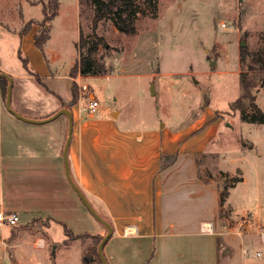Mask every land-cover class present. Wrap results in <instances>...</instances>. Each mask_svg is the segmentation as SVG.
<instances>
[{"label": "rangeland", "instance_id": "1", "mask_svg": "<svg viewBox=\"0 0 264 264\" xmlns=\"http://www.w3.org/2000/svg\"><path fill=\"white\" fill-rule=\"evenodd\" d=\"M57 1V13L47 19L44 5L50 7L51 0H0V21L22 31L32 20L30 28L37 29L41 40L48 28L44 53L37 47L33 61L38 64L41 57L45 67L63 74L78 56L80 30L92 35L95 6L92 0ZM8 27L3 28L2 54L13 72L28 71L18 56L19 37L11 36ZM97 33L107 46L101 45L96 55L110 72L81 79L99 101L95 115L114 117L118 112L125 128L185 129L191 134L216 117L207 125L211 135L207 133L198 160L209 168L203 176H213L221 185L224 181L222 189L228 188L219 224L237 223L244 236L245 218L253 229L264 230V123L245 121L240 110L230 107L241 91V49L264 48V0H158L157 14L142 5L136 34L122 32L110 19L99 23ZM256 101L264 111V85ZM84 102L88 94L82 96ZM213 193L206 189L204 205H210ZM19 213V226L0 230V264H101L100 242L91 251L95 236L107 233L100 221L102 235L68 237L64 223ZM260 246L264 249L261 242L252 248ZM154 249L147 242L137 253L115 242L106 252L115 253L110 264H156Z\"/></svg>", "mask_w": 264, "mask_h": 264}, {"label": "crops", "instance_id": "2", "mask_svg": "<svg viewBox=\"0 0 264 264\" xmlns=\"http://www.w3.org/2000/svg\"><path fill=\"white\" fill-rule=\"evenodd\" d=\"M8 26L0 21V72L13 78L12 108L29 120L7 109L0 86V202L5 209L67 221L75 235L103 234L67 177L70 116L63 113L45 121L67 108L73 123L67 153L71 178L93 208L110 221L113 234L104 247L108 261L115 253L106 250L115 242L137 253L140 246L153 242L156 264H264V249L252 248L256 242L264 243L262 228L253 229L244 218L241 236L237 223L219 224V213L226 206L220 205L225 182L221 185L213 176H203L209 168L198 160L208 126L194 135L185 129L125 128L117 120L118 112L108 117L87 111L88 103H80L84 92L80 91L79 102L70 104L73 65L61 74L45 67L40 56L35 64L37 29L23 34ZM5 27L13 31L11 36L19 37L18 56L20 51L29 59L41 82L27 68L13 72L1 50ZM83 77L87 76H78ZM87 94L88 101L96 98L90 89ZM175 152L177 160L161 169V156ZM206 189L214 191L210 205L201 198ZM209 222L213 228L203 231L202 224ZM90 226L92 230H86Z\"/></svg>", "mask_w": 264, "mask_h": 264}, {"label": "trees", "instance_id": "3", "mask_svg": "<svg viewBox=\"0 0 264 264\" xmlns=\"http://www.w3.org/2000/svg\"><path fill=\"white\" fill-rule=\"evenodd\" d=\"M94 3V14L92 18V35H85L82 29L80 30L78 42V56L75 63L70 68V76L76 78L77 75H107L110 68L106 62L100 60L96 53L101 45L107 46L105 38L97 33L99 23L105 19H110L122 32L133 35L137 33V19L142 11V5H145L153 14H157L158 0H92ZM58 1L51 0L50 7L44 5L45 18L49 19L57 13ZM50 8V9H49ZM34 23L30 20L22 28L21 33H27L31 28L29 23ZM30 23V24H31ZM46 34L41 40L39 35L34 36L35 45L43 50V44L50 37L48 28ZM25 68L29 69L32 74H35L37 80L41 82L40 76L29 66L28 58L23 56L19 51ZM241 62L245 69L240 71V94L230 104L233 111L240 110L242 119L245 121L264 123V111L260 108L256 101V92L264 85V48L250 52L247 48L243 47L240 52ZM76 82V81H75ZM73 82L72 93L73 97L70 104L77 103L80 99L81 93L77 83ZM1 92L4 99H6L8 80L5 77L0 78ZM87 95V91L84 92ZM216 117L212 118L206 124L193 132L192 135L199 133L205 126L214 121ZM178 157V152L173 154H166L161 156V169H165L172 165ZM238 179L241 177H237ZM236 178V179H237ZM228 195V188L221 189L220 192V205H223ZM63 223V222H61ZM67 236L75 235L73 231L64 223ZM86 234V233H85ZM84 234L75 235L81 237ZM96 244L91 251L96 252V246L102 239L97 237ZM99 256V254H98ZM100 258V257H99ZM101 264L102 261L100 259Z\"/></svg>", "mask_w": 264, "mask_h": 264}, {"label": "water", "instance_id": "4", "mask_svg": "<svg viewBox=\"0 0 264 264\" xmlns=\"http://www.w3.org/2000/svg\"><path fill=\"white\" fill-rule=\"evenodd\" d=\"M242 46H245L246 43L245 41L242 42L241 44ZM1 77H5L8 80V86H7V93H6V107L9 111H11L13 114H15L16 116L25 119V120H29L23 116H21L19 113H17L11 106V96H12V87H13V78L11 77V75H9L8 73L5 72H0V78ZM63 113H67L70 116V127H69V135L66 141V145H65V160H66V173H67V177L69 179L70 184L72 185V187L74 188V190L77 192V194L79 195V197L81 198V200L83 201V203L85 204V206L87 207V209L93 214V216L100 221L101 223H103L106 227L107 233L106 235L102 238V240L100 241L99 245H98V254L99 257L102 261L103 264H110L108 259L105 256L104 253V247L107 243V241L110 239V237L113 234V228L110 224V222L105 219L103 216H101L91 205V203L89 202V200L87 199V197L84 195V193L79 189V187H77V185L74 183V181L71 178V174H70V170H69V163H68V159H67V153H68V148L71 142V138H72V131H73V123H72V117H71V111L67 108H63L61 110H59L57 113H55L54 115H52L51 117L45 119L46 120H50V119H54L55 117L59 116L60 114Z\"/></svg>", "mask_w": 264, "mask_h": 264}, {"label": "built area", "instance_id": "5", "mask_svg": "<svg viewBox=\"0 0 264 264\" xmlns=\"http://www.w3.org/2000/svg\"><path fill=\"white\" fill-rule=\"evenodd\" d=\"M75 81L81 92H86L89 90L90 88L89 85H87L86 83H82L78 77L75 78ZM98 106H99V101L97 100V98L93 97L89 99L88 104L86 105V110L89 112H95ZM20 223H21L20 213L16 210L5 209L2 203L0 202V230L5 226L17 227L20 225ZM212 228H213L212 222L203 223L201 226V229L203 231H210ZM260 236L264 241V230L260 231ZM259 254L260 253H258V255Z\"/></svg>", "mask_w": 264, "mask_h": 264}]
</instances>
